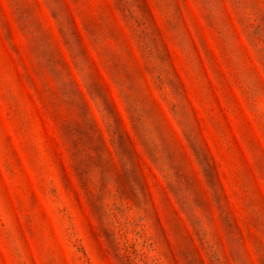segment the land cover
Instances as JSON below:
<instances>
[{
	"label": "rangeland",
	"instance_id": "obj_1",
	"mask_svg": "<svg viewBox=\"0 0 264 264\" xmlns=\"http://www.w3.org/2000/svg\"><path fill=\"white\" fill-rule=\"evenodd\" d=\"M0 264H264V0H0Z\"/></svg>",
	"mask_w": 264,
	"mask_h": 264
}]
</instances>
